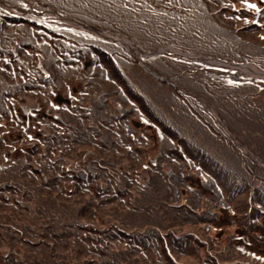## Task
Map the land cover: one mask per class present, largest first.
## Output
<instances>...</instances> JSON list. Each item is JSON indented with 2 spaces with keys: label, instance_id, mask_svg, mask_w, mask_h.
Wrapping results in <instances>:
<instances>
[{
  "label": "trees",
  "instance_id": "16d2710c",
  "mask_svg": "<svg viewBox=\"0 0 264 264\" xmlns=\"http://www.w3.org/2000/svg\"><path fill=\"white\" fill-rule=\"evenodd\" d=\"M36 1L142 53L264 70V0ZM148 63L264 159V81ZM0 264H264V169L124 46L0 9Z\"/></svg>",
  "mask_w": 264,
  "mask_h": 264
},
{
  "label": "bare ground",
  "instance_id": "6f19581e",
  "mask_svg": "<svg viewBox=\"0 0 264 264\" xmlns=\"http://www.w3.org/2000/svg\"><path fill=\"white\" fill-rule=\"evenodd\" d=\"M24 1H26V3H27L25 6H22V5H16L15 6V5H11V4L6 3L5 0H0V9H2L4 11H6L7 13H9L11 15H14V16L23 17V18H27V19L33 20L32 18H29V17L24 16L23 11H24V8H28V4L29 3H34L37 8H40L41 9L43 7L42 9H44V11L46 13H48V14H50L52 16H55V17L60 18L61 19V22H62V24L64 26H66V27H68L70 29H73V30L87 31V32H89L90 34H93V35H100V36H103V37H109V38H112L114 40H117L120 43L126 45L135 54H137L139 56V58L143 62H146L147 55L142 54L138 50V48L136 46H134V44L128 38H126V37H124L122 35L115 34V33L99 31V30H96V29H93V28L89 27V25L81 24L76 19L70 17L64 11H58V10H53L51 8H47L45 6H39L37 3H35L34 1H31V0H24ZM13 11L17 12V14L15 12H13ZM54 27L55 28L57 27V24L56 23H54ZM228 63H229V66L230 67L239 69L243 74L248 73V74H251L252 76H255V77L264 78V71L261 70V68H259L258 66L254 65V64H242V65H240V63H236V62H233V61H230ZM147 67L149 69H151L148 65H147ZM220 73H223V74H225L227 76L233 77L230 74L224 73L222 71H220ZM153 76H155L158 79H164L165 80V76L164 75H161L159 72L156 75H153ZM220 120H221V123L223 125H225L224 120L221 119V118H220ZM234 139L235 140H239V142H241V140L238 137H236ZM243 149H245L246 151H248V149L245 146H243ZM257 160L259 161V163L262 166H264V159L260 158V159H257Z\"/></svg>",
  "mask_w": 264,
  "mask_h": 264
},
{
  "label": "rangeland",
  "instance_id": "374dc122",
  "mask_svg": "<svg viewBox=\"0 0 264 264\" xmlns=\"http://www.w3.org/2000/svg\"><path fill=\"white\" fill-rule=\"evenodd\" d=\"M43 8V7H42ZM40 9V8H37L36 5L34 3H29L28 4V8H24V11H23V14L24 16L26 17H29V18H32L42 24L44 23H51V24H59L61 28H65V29H68V30H72V31H75V32H80V33H84V34H88V35H92L90 34L89 32L87 31H78V30H73V29H70L66 26H64L61 22V19L58 18V17H55V16H52L48 13H46L44 11V9ZM15 12V11H13ZM17 14V12H15ZM96 36V35H95ZM124 45V44H123ZM126 46V45H125ZM223 69V70H222ZM218 70L219 71H222L224 73H227V74H230L231 76H233L235 79H240V80H264V78H261V77H255V76H252L251 74H248V73H245L243 74L239 69L237 68H232L230 67L229 65H219L218 67ZM186 94H188L187 91H184ZM259 163V161H258ZM259 165L263 168L264 166H262L260 163ZM264 169V168H263Z\"/></svg>",
  "mask_w": 264,
  "mask_h": 264
},
{
  "label": "water",
  "instance_id": "95a60500",
  "mask_svg": "<svg viewBox=\"0 0 264 264\" xmlns=\"http://www.w3.org/2000/svg\"><path fill=\"white\" fill-rule=\"evenodd\" d=\"M80 23H81V22H80ZM81 24H83V23H81ZM184 56H185V55H184ZM186 57H187V56H186ZM197 58H198V59H201V60H204V61H206V62H208V63H215V62H217V61L222 62V61H220V60H218V59H212V58L204 57V56H198ZM150 72H151L152 74H154V75L157 74V72H154V71H150ZM167 79H168V78H167ZM168 80H169V83L172 84L174 87L179 88V89H181V90H186V89H184V88L178 86L177 84L171 82L170 78H169ZM186 91H187V90H186Z\"/></svg>",
  "mask_w": 264,
  "mask_h": 264
},
{
  "label": "snow or ice",
  "instance_id": "6c2138e0",
  "mask_svg": "<svg viewBox=\"0 0 264 264\" xmlns=\"http://www.w3.org/2000/svg\"><path fill=\"white\" fill-rule=\"evenodd\" d=\"M247 7L256 9V11H260L259 8H257V6L255 4H247Z\"/></svg>",
  "mask_w": 264,
  "mask_h": 264
}]
</instances>
